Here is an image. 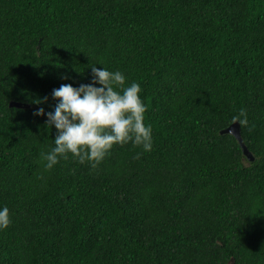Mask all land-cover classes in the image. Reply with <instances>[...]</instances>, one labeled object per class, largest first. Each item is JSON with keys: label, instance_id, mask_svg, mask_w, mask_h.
Wrapping results in <instances>:
<instances>
[{"label": "trees", "instance_id": "trees-1", "mask_svg": "<svg viewBox=\"0 0 264 264\" xmlns=\"http://www.w3.org/2000/svg\"><path fill=\"white\" fill-rule=\"evenodd\" d=\"M0 264H264V0H0Z\"/></svg>", "mask_w": 264, "mask_h": 264}, {"label": "water", "instance_id": "water-1", "mask_svg": "<svg viewBox=\"0 0 264 264\" xmlns=\"http://www.w3.org/2000/svg\"><path fill=\"white\" fill-rule=\"evenodd\" d=\"M10 107L22 108L25 106L20 104V103H17V102H11ZM220 133H221V135H225V134L233 135L236 138V140L238 141L240 147L242 148L244 156L248 160L254 161L253 154L250 152V150L248 149V147L245 145V143L243 141V138L241 135V125L239 124V122H237V121L234 122L231 126L222 130Z\"/></svg>", "mask_w": 264, "mask_h": 264}, {"label": "clouds", "instance_id": "clouds-1", "mask_svg": "<svg viewBox=\"0 0 264 264\" xmlns=\"http://www.w3.org/2000/svg\"><path fill=\"white\" fill-rule=\"evenodd\" d=\"M246 145V144H245Z\"/></svg>", "mask_w": 264, "mask_h": 264}]
</instances>
